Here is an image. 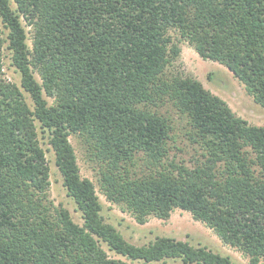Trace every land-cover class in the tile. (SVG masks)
I'll return each instance as SVG.
<instances>
[{
    "label": "trees",
    "instance_id": "trees-1",
    "mask_svg": "<svg viewBox=\"0 0 264 264\" xmlns=\"http://www.w3.org/2000/svg\"><path fill=\"white\" fill-rule=\"evenodd\" d=\"M0 23V264H236L171 236L129 241L104 216L97 186L141 224L188 211L260 264L264 125L237 116L199 80L165 70L181 52L174 30L264 108V0H0ZM5 42L20 84L3 77ZM166 102L203 149L193 168L165 163L174 126L157 108ZM71 134L98 169L97 184L81 175ZM40 136L82 224L49 200Z\"/></svg>",
    "mask_w": 264,
    "mask_h": 264
},
{
    "label": "rangeland",
    "instance_id": "rangeland-1",
    "mask_svg": "<svg viewBox=\"0 0 264 264\" xmlns=\"http://www.w3.org/2000/svg\"><path fill=\"white\" fill-rule=\"evenodd\" d=\"M1 25V23H0ZM28 31V43L32 47L31 28L26 25ZM1 27V26H0ZM2 28V27H1ZM175 41L181 47L180 54L174 58L165 70L167 77L190 76L199 80L203 86L213 94L223 98L230 106L232 111L239 117L247 120L253 125H264V108L257 104L252 95H250L243 83H241L234 74L223 64L203 59L186 40H180L179 34L170 31ZM6 34H3L4 37ZM3 48V77L20 84V75L12 65L10 50ZM40 80L39 75H36ZM161 113L168 116L173 124L171 138L169 140L167 163L171 160L183 164L189 168L195 167L200 159H203V149L199 143L191 138L193 134L189 119L181 114L177 108L170 102L164 103L157 108ZM155 110V109H154ZM41 138L43 147L47 150V156L51 167V186L49 190V200L54 205L66 207L75 222L82 224L81 212L77 209L76 203L67 194L66 187L63 184V177L55 164V156L47 138ZM70 141L75 148L78 156V163L83 177H89L96 184L98 183V169L88 160L82 140L75 134L70 135ZM142 158V155H141ZM98 189V195L103 203V214L109 222L116 225L123 233L126 239L135 244H144L152 241L159 235L171 236L181 240H188L194 245H206L214 251L230 255L236 264H249V258L239 249L230 245H225L215 232L206 226L203 222L194 219L191 213L180 208L175 209L171 217L167 220L156 216H149L146 223L141 224L135 217L127 211L109 201L107 197ZM108 250L111 257L120 258L121 256ZM125 259V258H124ZM132 264H140L137 261H131ZM173 261L169 260L168 264ZM152 264H158L157 262ZM264 264V259L260 262Z\"/></svg>",
    "mask_w": 264,
    "mask_h": 264
}]
</instances>
